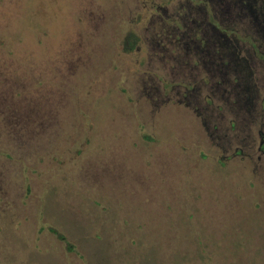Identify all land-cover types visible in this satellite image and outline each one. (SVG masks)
Returning a JSON list of instances; mask_svg holds the SVG:
<instances>
[{"label":"rangeland","instance_id":"rangeland-1","mask_svg":"<svg viewBox=\"0 0 264 264\" xmlns=\"http://www.w3.org/2000/svg\"><path fill=\"white\" fill-rule=\"evenodd\" d=\"M258 6L0 0V264H264Z\"/></svg>","mask_w":264,"mask_h":264},{"label":"trees","instance_id":"trees-1","mask_svg":"<svg viewBox=\"0 0 264 264\" xmlns=\"http://www.w3.org/2000/svg\"><path fill=\"white\" fill-rule=\"evenodd\" d=\"M133 48H134V45L132 43H130V45L129 44L126 45L125 50L129 51ZM51 232H53L54 234H57L56 230H51ZM243 235L245 237H247L249 234H226V237L233 240L235 248L240 249V251H242V250L247 251L248 249L252 250L251 241L249 239L248 240L241 239V238H243ZM61 239H63V238L61 237ZM228 251H229V249L227 248V252Z\"/></svg>","mask_w":264,"mask_h":264},{"label":"flooded vegetation","instance_id":"flooded-vegetation-1","mask_svg":"<svg viewBox=\"0 0 264 264\" xmlns=\"http://www.w3.org/2000/svg\"><path fill=\"white\" fill-rule=\"evenodd\" d=\"M256 1L259 3L258 10H263V9H264V0H256ZM240 3H241V2H240ZM198 25H199V24H198ZM233 33H234V35L238 36L236 32H233ZM131 39H133L132 36H130V37L127 38V43H126V45H127V44L130 45V43H132L133 45H135V41H134V40H131ZM233 39L235 40L236 43L239 41L237 38H233ZM251 43H252V42H251ZM244 44H245V42H244ZM244 44H243L242 46H244ZM251 46H252V48L247 47V48H248V49H247V52H252V53H251V57H252L253 59H257V58H258L259 61L261 60V61L264 62V55L258 50V49L261 47V45H258V44H256V42H255V44L252 43ZM133 49H134V48H133ZM131 50H132V49H131ZM131 50H129V51H131ZM258 51H259V52H258ZM260 53H261V54H260ZM229 66H230V64H229ZM235 70H236V69H235ZM218 71H219V70H218ZM262 143H263V140H262Z\"/></svg>","mask_w":264,"mask_h":264}]
</instances>
